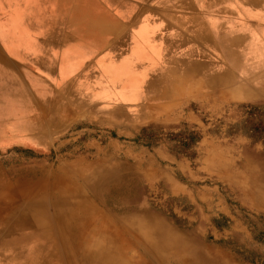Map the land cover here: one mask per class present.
Returning a JSON list of instances; mask_svg holds the SVG:
<instances>
[{
    "label": "rangeland",
    "instance_id": "1",
    "mask_svg": "<svg viewBox=\"0 0 264 264\" xmlns=\"http://www.w3.org/2000/svg\"><path fill=\"white\" fill-rule=\"evenodd\" d=\"M62 2L85 29L52 47L42 77L8 79L18 93L12 105L27 109L29 131L0 141V264L12 257L22 264L23 255L5 244L30 203L56 209L61 191L78 190L95 208L83 237L89 253L104 245L121 264H264V71L243 75L224 60L190 13V0ZM6 8V53L27 58L42 31L15 30L14 23L29 27L41 16L37 8L53 6L6 0ZM39 48L44 56L46 47ZM108 173L113 192L119 180L133 184L128 203L97 197L94 180ZM118 207L133 211L123 215ZM150 221L171 228L185 246L148 251ZM75 243L60 264H78Z\"/></svg>",
    "mask_w": 264,
    "mask_h": 264
},
{
    "label": "crops",
    "instance_id": "2",
    "mask_svg": "<svg viewBox=\"0 0 264 264\" xmlns=\"http://www.w3.org/2000/svg\"><path fill=\"white\" fill-rule=\"evenodd\" d=\"M40 1L43 5H52L53 10L41 11L37 8V14L41 16L29 27L21 22L14 23L15 30L30 28L42 31L31 39L33 48L24 58L26 56L17 50L6 53L7 8L6 0H0V108L3 110L0 111V141L22 140L29 131L27 109L12 105L13 96H18V93L9 91L8 79L27 77L32 81L35 77H42L43 72L50 68L48 60L52 47L70 44L66 40L78 37L85 29L83 22L76 18L71 20V13L64 10L62 0ZM189 9L201 29L219 47L224 60L235 61L243 75L264 71V0H190ZM57 30L61 32L56 34ZM80 42L81 38H77L73 44L80 45ZM39 46L46 47L43 52L45 57L38 54ZM26 62L30 65L27 71L22 70V63ZM6 105L10 106L8 114L5 112Z\"/></svg>",
    "mask_w": 264,
    "mask_h": 264
},
{
    "label": "bare ground",
    "instance_id": "3",
    "mask_svg": "<svg viewBox=\"0 0 264 264\" xmlns=\"http://www.w3.org/2000/svg\"><path fill=\"white\" fill-rule=\"evenodd\" d=\"M153 24H154V22H153ZM146 26H148V25H146ZM166 26H168V25H166ZM155 27L157 28V26H155ZM156 28H154V29H156ZM153 40H154V38H153ZM156 41H158V40H156ZM147 45H149V44H147ZM161 51L163 53H165L162 49H160L161 54H162ZM179 56H180V54H179ZM161 58L163 59V57H161ZM194 59H196V58H194ZM167 60L169 61V59H167ZM168 61L165 60V62H168ZM110 176H111L110 173H108V175H103V176H99V177L95 178L94 182H95V185L97 186V188H96L97 197L100 198V200H104L106 202L116 201V202L122 203V204L124 202L128 203L129 201H125V200L128 197H130V195H129L130 193H134V191L132 192L133 184H130L131 182L128 180V178L119 180L117 182L118 183L117 187L119 190L117 192H113L112 186L110 185V182H109ZM115 178H116V176H115ZM67 185H68V183H67ZM63 189L60 188V191ZM73 196H81L82 200L79 202H76V203L68 202L67 200L70 197L72 198ZM83 196L84 195L79 190L76 191V193H72V194L71 193L69 194L65 191L64 192L61 191L60 192V201H64V203L56 204L57 205L56 209H53L52 205L50 206L49 202L47 203V201L43 204L41 203V205L35 204L36 206L34 205L33 202L30 203L28 212L21 214V216L24 217V220H19L18 222H16L15 225L13 226L12 230H10V232H12V234H14V235L12 236V238H10V239L8 238L9 239L8 242L5 241L6 242L5 246L8 245L7 247L14 250V252L16 251L14 255H23V258L19 259L20 263H22V264H55V263L60 264L61 256H62L61 253L65 252L64 248L67 247L66 245H72L74 248H76V246H75L76 243L74 244L75 239H76V241L78 242V245H79V249L77 248L75 251L78 264H121V262H120L121 259L118 258V256H116V254L113 251H111L109 248H105L104 245H102V247H100V251L96 252V253H89L86 251L87 249L86 250L84 249V246H83V239L84 238L83 237L86 234V231L91 230L90 223H91L92 218L90 217V215L91 216L94 215L93 213L95 211V208L88 201L87 202L84 201ZM132 196H134V194H132ZM74 201H75V199H74ZM55 203L56 202H54V204ZM35 209H40V210L35 212ZM118 210H119L118 212L120 214H123V215H128L130 213V211H133L127 207L126 208H122V207L119 208L118 207ZM82 214H85L84 217H82ZM48 215H50V216H48ZM96 215H98V218L103 221L104 225H108V224L110 225L111 221H109L108 218L105 215H103L101 210H99V213H96ZM81 220H82V222H81ZM114 222H116V221H114ZM82 223H83V227H81ZM5 225H6V222H4V221L0 222V226L2 228H4ZM148 228H149L150 232H149L147 238L149 240L147 243L144 242V245H147L146 249L148 251L156 250L158 253L160 252V254H161V253H165V252L167 253L169 250L183 248L185 246V244H183V242L179 238V236H177V234L171 228H168L166 225L164 226V225H161L160 223H157L155 221H150V222H148ZM96 230H97V228L94 227L93 231L96 232ZM81 231L83 234L81 233ZM9 234H7V235H9ZM112 240H114L113 237H110L108 239V242H112ZM110 244H112V243H110ZM44 245H46V246L48 245L49 249ZM85 247H86V245H85ZM2 248H4V247H2ZM4 249H6V248H4ZM4 249H2V250H4ZM10 253L12 254L11 251H10ZM1 258H3V257H1ZM11 259H12V262H10L9 264H16L15 261H17V260H15V258H13V257ZM205 260H207V259H205ZM199 263H200V261H199ZM205 264H212V263H208L207 261H205Z\"/></svg>",
    "mask_w": 264,
    "mask_h": 264
}]
</instances>
